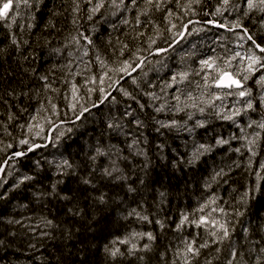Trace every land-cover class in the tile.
I'll return each instance as SVG.
<instances>
[{
	"label": "trees",
	"instance_id": "trees-1",
	"mask_svg": "<svg viewBox=\"0 0 264 264\" xmlns=\"http://www.w3.org/2000/svg\"><path fill=\"white\" fill-rule=\"evenodd\" d=\"M11 2L26 6L15 22L0 21V264H264V137L250 148L232 122L208 118L196 134L176 133L154 117L144 78L126 88L130 97L94 103L66 137L49 135L68 108L76 40L89 37L94 68L96 59L137 66L151 52L171 61V29L218 21L228 12L222 0H130L114 26L94 20L86 0ZM244 15L245 34L264 47V16ZM255 104L260 126L264 104ZM38 111L51 114L49 131L31 148L26 127ZM109 147L115 166L99 152ZM13 166L15 183L6 179ZM210 200L227 237L200 217Z\"/></svg>",
	"mask_w": 264,
	"mask_h": 264
},
{
	"label": "rangeland",
	"instance_id": "rangeland-1",
	"mask_svg": "<svg viewBox=\"0 0 264 264\" xmlns=\"http://www.w3.org/2000/svg\"><path fill=\"white\" fill-rule=\"evenodd\" d=\"M88 1L90 3V13L93 15V18L95 15L96 21L98 20L97 16L100 15L102 11L105 12L109 9V16L100 21L103 22V24L111 26L118 25L126 18L128 0ZM243 1L244 2L241 3L240 0H227L228 4H236L235 8L231 11H228L226 16L222 15L221 23L224 24H215L212 31L204 29V27H200L199 25H192L191 31L185 34V42L173 52L172 56H174L177 51L181 50L178 53L179 56L190 53L193 55V60H189V63L181 64L183 68L186 67L185 69H180L181 67L171 65L169 69H165L166 74L163 73L165 71L162 72L164 77L158 76L157 80L162 87L157 90L153 97L150 98V101H153V104L155 102H160V106L164 110L167 109V111H173L178 115H180L182 112H185L184 114H187L189 121L186 124H179V129L191 130L192 125H190V122L198 123L202 121V114L198 108L204 107V105H206L208 102L215 106V110L219 116L227 115L232 119L239 118L251 108L248 107L249 102L252 105L253 96L250 91V87H246L245 89L241 90L245 93L243 96L239 95L241 91H218L214 89V80L216 81V79L226 73H231L241 77L249 85L254 80V75H256L259 71L264 70V67L261 65L263 58L257 55L258 52L254 47H248V42L246 40L247 35L245 36L240 33V31L238 32V29L236 28V23H238L239 20L235 17V21H233L231 18L233 17L232 14H236L240 10L245 9L248 11H253L256 10V7L264 4H261L260 0H252V7H249V0ZM228 4H224V7H229ZM97 5H100V7L98 10L93 11ZM16 7L17 9L13 10ZM24 7L25 5L23 4L12 5V7L9 9L8 16L6 18H0V21L11 24L13 21L18 19L19 13L24 9ZM232 26L234 27L232 32L234 39H236L238 43L234 46L235 49L230 50L228 42L231 40L229 39L227 33L232 31ZM216 34H218V36H216ZM195 36L199 41H187L190 37ZM200 36L202 39H200ZM179 38L180 33H177L175 39L178 41ZM82 41L84 46H88L87 38L74 42V46H77ZM222 44L226 47V54H220L218 52L217 46ZM253 54L255 57H259V61L256 63H253L250 59ZM70 58L73 65L72 84L79 83L77 81V73L84 71L87 74V79L90 80L92 78H96L97 80H100L99 87L100 89H103L104 92L107 93L112 91V88L116 83L111 81L112 79L110 75H101V77H96V74L100 75L103 71L111 72V68L103 60L96 59L97 73H94L93 62L89 55L88 47H82L81 49L75 48V50L70 53ZM149 83L150 82H148V84ZM96 84H98V82ZM255 84L256 86L259 85L258 83ZM148 86L150 88V86L153 87L154 85ZM172 89L173 91H171ZM259 104H264V93L262 94V100ZM50 115L51 114L48 112L42 115V113L38 111L32 116L29 124L27 125L26 131L28 135H31L33 147L35 146L34 143L38 142L39 140H42V142L41 144L37 145H45L44 138L47 137V132L49 131L46 126V120L47 118L50 120ZM53 115L55 114L53 113ZM50 124L53 125L52 121L48 123V126ZM245 126L248 127L244 128ZM253 126L258 127L259 124L256 123V121L250 119V121L244 125V127L243 124L237 127L240 129L239 134L241 140L249 141L250 139L251 142H254L257 139L259 128L254 133H246V130L252 129ZM122 127L123 126L121 125L115 126L116 129H121ZM54 131L55 128L49 132V135H52ZM58 135H62V133H58ZM49 145L50 146H47V148L53 146L51 142ZM62 161L63 160L59 159L58 156H53V158L50 159V163L51 165L53 164V166H61L60 164ZM18 176V172L16 171L15 166H13L6 179H9L10 182L15 183L18 178H21ZM201 210L202 216L200 217L203 221H205L206 216L212 220V224L217 226L222 224L220 221L222 217L220 216L216 202L214 200L204 203ZM217 228L221 229L220 227Z\"/></svg>",
	"mask_w": 264,
	"mask_h": 264
},
{
	"label": "bare ground",
	"instance_id": "bare-ground-1",
	"mask_svg": "<svg viewBox=\"0 0 264 264\" xmlns=\"http://www.w3.org/2000/svg\"><path fill=\"white\" fill-rule=\"evenodd\" d=\"M128 1H130V0H128ZM228 2H227V0L226 1L222 0V3H224V4H228ZM240 2L243 3L244 1L240 0ZM11 3H12V5L23 4V3H14L13 4V2H11ZM86 4H90L88 0H86ZM23 5H25V4H23ZM234 8H235V6H232L231 8L228 7V11H231ZM15 9H17V7L14 8L13 10H15ZM89 9H90V5H89ZM256 11H258V13H260L261 15L264 16V5L256 7ZM247 12H250V11L243 9V10H240L236 14H232L233 17H231L233 19V21H235V17L239 20L238 23H236V28L238 29V32L240 31V33H242L245 36H246L245 27L243 26L242 19L245 16L244 14H246ZM103 14H104V12L102 11L101 14L97 16L98 20H104L105 19L104 17H101V16H103ZM93 19L95 20V15H94ZM221 20L222 19H218V21H213V22L209 23L208 26H204V29H208L209 31H212L213 26L215 24H217V25L224 24V23H221ZM233 21H230V22H233ZM13 22H15V21H13ZM101 23H103V22H101ZM2 25H5V24L2 23ZM192 25L193 24L191 22L189 24L185 25L183 33H181L179 29H177V30L175 28L171 29V31L174 32V34L171 36V39L174 42V44L171 46V48L169 50L171 52V54H173V52L176 51L180 47V45L185 42V39H186L185 34H187L191 31ZM232 28H233L232 31L230 33H227L229 39L231 40L228 42V46L230 47V50L235 49L234 46L238 43L237 40L234 39V35L232 33L234 30V27L232 26ZM93 32L94 31H92L91 34H93ZM177 33H180V38L178 41L175 39ZM216 36H218V34H216ZM248 37L246 36V40L248 42V47L252 46L256 49V51L258 52L257 55L259 57L263 58V62L261 65L264 67V52H261V51L259 52L258 49L255 47L252 39H249ZM84 38H86V37L84 36L83 39ZM88 38L89 37H87V39ZM83 39H78V40H83ZM200 39H202L201 36H200ZM78 40H76V41H78ZM158 40H160V38H158ZM191 40L199 41L196 36L190 37L187 41H191ZM172 41L169 39V43H173ZM72 45L74 46V43ZM78 46H79V44L77 46H74L73 48L81 49L80 47L78 48ZM89 46L90 45H88V49H89ZM151 46L153 47L154 45H151ZM217 49H218V52L220 54H226L225 45L222 44L220 46H217ZM180 51L181 50L177 51L175 53V55L172 56L173 60H171V61L168 59H165V58L161 59L154 52H151L145 58L142 57L140 59H136V61L139 63L137 66H134L133 64H131V62L126 63L127 65H125V64L120 65L118 63L116 65H114V64L109 65L108 64L109 67L111 68V72L103 71L100 75L96 74V77H98V76L101 77V75H110L111 79H112V80L111 79L110 80L113 81V83H116L114 85V87L112 88V91L107 92V93L104 92L103 89H100V87H99L100 80H97L96 78H92L90 80L87 79L86 78L87 74L84 71L77 73V77H78L77 81L79 83L72 84L73 82L71 80V82H72L71 87L69 88L68 92L64 95V97H66V100L68 103V108L60 110V114H62V115H60L61 118H60V116L57 117L56 122H54V124H53L55 131H58V130L62 131L64 137H66L67 134H69L71 132L70 127L78 124L84 115H88V113H90L94 109V106H93L94 103L98 106L102 103V101H104V102H106L107 100L110 101V100L114 99V97L117 95H120V96L123 95L125 98L130 97V95H126V91H125L126 88H128V87H130V88L141 87L140 78H142V80L144 78L145 84L154 85L153 87L150 86L151 94L150 95L146 94V96H148L150 99L151 97H153L154 94H156L157 90L162 87L159 84V81L157 80V78H158L157 75L160 74L161 72L165 71V69H169L174 61H176L177 59L179 60L182 57V56L178 55V53ZM88 52H90L89 55L91 57L92 56L91 51L88 50ZM160 53H167V50L166 49L162 50V51H160ZM69 58H70V54H69ZM183 58L193 60V55H191L190 53H187V54L183 55ZM93 66H94V64H93ZM94 73H97L96 68H94ZM164 74H166V71L164 72ZM159 77H164V75L162 74ZM97 82H98V84H96ZM148 82H150V83L148 84ZM218 82H219V78L216 79V81L214 80V89H216L218 91L219 90H221V91L234 90V89H230V90L217 89L216 84ZM244 82L246 85H248L245 80H244ZM255 83H258L259 85L256 86ZM249 85L254 87V88L255 87L258 88L259 92H257V95L252 96V107L244 115L240 116L237 119H232V118L228 117L227 115L219 116L217 114V111L215 110V106H213L209 102L206 103V105H204V107L200 111V113L202 114V116H201L202 121H200L198 123L190 122V125H192L191 130L178 128L179 124L180 125L186 124L189 121L187 118V114H184L185 112H182L180 115H178V114H175L173 111H167V109L164 110L160 106L161 105L160 102H158L157 107L155 106L156 111H153L155 113L154 117L166 118L169 122V127H172L176 133H191L192 131H194L193 134H196L198 128L200 129V128H203L205 125H207V124H205V121L207 118L210 119V121L215 120L217 123H222V124L227 123V122H232L235 127H239V125L243 124V127H244V125H246L250 121V119H252L254 116V111H252V110L256 105L255 103L257 102V104H259L260 101L262 100V94L264 93V87L263 88H259V87L264 85V70H261L256 75H254V80ZM138 88H136V89H138ZM148 88H149V86H148ZM171 91H173V89ZM236 91H241V90H236ZM236 91H233V92H236ZM97 93H100L98 95L99 97L97 99V100H99V104L95 100V95H97ZM77 95H78V97H77ZM130 111L133 112V109H131ZM247 127L248 126H245L244 128H247ZM257 129H258V135H257V139L254 142H251L250 139H249V141H243L240 139L241 142L245 145H249L250 148L257 146L260 143L259 141L262 139V137H264V127L253 126L252 129L246 130V133L251 134V133L256 132ZM28 141H29L30 147L33 148L32 139L30 138ZM39 146L42 147L43 145H39ZM43 148H47V146H45ZM197 148L192 146V151L194 149L198 150ZM199 150H201V148H199ZM99 152L102 153L101 157L105 161L107 160L108 162L112 163L115 166L116 161H114L112 158V156L115 152L114 148L109 147L108 151H106L105 149H100ZM49 156L52 159L53 156H57V155H56V153H52ZM114 166H113V169H114L113 175L118 173ZM57 170H60V167H57ZM54 175L56 176L57 174L54 172Z\"/></svg>",
	"mask_w": 264,
	"mask_h": 264
},
{
	"label": "snow or ice",
	"instance_id": "snow-or-ice-1",
	"mask_svg": "<svg viewBox=\"0 0 264 264\" xmlns=\"http://www.w3.org/2000/svg\"><path fill=\"white\" fill-rule=\"evenodd\" d=\"M25 2H27V0H25ZM261 4H264V0H260ZM12 7V3L11 0H8V2H5L2 4V6H0V18H6L8 16L9 13V9ZM100 7V5H97V7L95 9H93V11L98 10V8ZM249 7H252V0H249ZM246 31V30H245ZM249 39H251V37H249ZM257 48H259V50L261 52H264V47H261L260 45H256ZM250 59L252 60L253 63H256L259 61V57H255V55L253 54L252 57H250ZM229 83H227L226 87H231L233 84H235L237 87H241L240 82L238 80H232L231 78H229ZM245 93L243 91H241L239 93L240 96H243ZM248 107H252L251 103L249 102ZM260 127H264V124L260 125ZM27 143V141H21V144H25ZM15 155L19 156V155H23V153H15ZM27 179V177H26ZM222 211V210H221ZM220 228L223 230V236L227 237L228 236V229L225 227L224 224L220 225ZM213 235H215V233H213ZM151 238V236H150ZM203 246V245H202ZM189 251H192L191 246H189ZM113 255H115V253H113Z\"/></svg>",
	"mask_w": 264,
	"mask_h": 264
},
{
	"label": "water",
	"instance_id": "water-1",
	"mask_svg": "<svg viewBox=\"0 0 264 264\" xmlns=\"http://www.w3.org/2000/svg\"><path fill=\"white\" fill-rule=\"evenodd\" d=\"M229 78H231L232 80H238L240 82L241 87H237L235 84H233L231 87L224 86L230 82ZM216 88L217 89H227V90H230V89L243 90L244 84L240 79H238L237 77H234L231 73H226L219 78V82L216 84Z\"/></svg>",
	"mask_w": 264,
	"mask_h": 264
},
{
	"label": "flooded vegetation",
	"instance_id": "flooded-vegetation-1",
	"mask_svg": "<svg viewBox=\"0 0 264 264\" xmlns=\"http://www.w3.org/2000/svg\"><path fill=\"white\" fill-rule=\"evenodd\" d=\"M234 75V74H233ZM235 77H237L238 79H240L243 83H244V80L242 78H240L239 76H236L234 75ZM247 87V85L244 83V89Z\"/></svg>",
	"mask_w": 264,
	"mask_h": 264
}]
</instances>
